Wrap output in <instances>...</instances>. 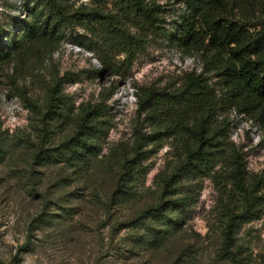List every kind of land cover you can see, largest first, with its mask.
I'll use <instances>...</instances> for the list:
<instances>
[{"label":"rangeland","instance_id":"1","mask_svg":"<svg viewBox=\"0 0 264 264\" xmlns=\"http://www.w3.org/2000/svg\"><path fill=\"white\" fill-rule=\"evenodd\" d=\"M204 1L141 0L158 28L136 17L133 65L112 76L102 51L125 55L84 20L121 19L118 0H0V264H264V104L193 44ZM227 1L264 30V0ZM139 89L176 99L141 111Z\"/></svg>","mask_w":264,"mask_h":264},{"label":"trees","instance_id":"2","mask_svg":"<svg viewBox=\"0 0 264 264\" xmlns=\"http://www.w3.org/2000/svg\"><path fill=\"white\" fill-rule=\"evenodd\" d=\"M118 1L121 4L120 17H126L127 20L105 13L96 14L95 19L87 17L84 20L86 23H90L92 19L96 21L97 29L108 37L112 52L125 55L122 62L112 64L109 51H106V53L102 51V62L112 76L127 74L133 65L135 53L139 48L138 42L134 41V38L128 32V27L135 23L136 17H141V21L143 20L144 24L151 29L156 30L158 28V18L153 16V8L142 3L141 0ZM231 10L227 0H205L200 13L199 30L192 33L191 40L195 46H200L209 41L212 48L227 53L237 64V77L242 86L254 98L264 104V30L252 34L249 28L240 21L227 18ZM50 13H55L54 25L56 27L68 28L70 22L66 14L60 8L55 7L51 8L47 14L46 21L48 25L52 24ZM98 49L100 50L99 47ZM114 54L112 57H114ZM206 90L207 87L204 82L189 78L182 91L191 97L193 103H202V99H207ZM136 96L141 111L153 106L167 105L171 100L176 99L175 95L171 96V94L159 92L155 89H139ZM94 113L99 115V109H96ZM91 115L88 114L87 118ZM85 128L86 125L84 124V128L80 131ZM191 160L192 156L189 157L188 161L191 162ZM235 164L238 168L242 167V163L237 160ZM183 171L184 167L180 166L167 182V186L178 182L182 178Z\"/></svg>","mask_w":264,"mask_h":264}]
</instances>
